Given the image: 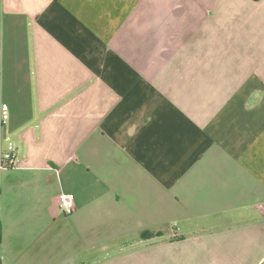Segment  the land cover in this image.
<instances>
[{"label": "crops", "instance_id": "crops-1", "mask_svg": "<svg viewBox=\"0 0 264 264\" xmlns=\"http://www.w3.org/2000/svg\"><path fill=\"white\" fill-rule=\"evenodd\" d=\"M3 103L0 264H264V0H0Z\"/></svg>", "mask_w": 264, "mask_h": 264}, {"label": "built area", "instance_id": "built-area-1", "mask_svg": "<svg viewBox=\"0 0 264 264\" xmlns=\"http://www.w3.org/2000/svg\"><path fill=\"white\" fill-rule=\"evenodd\" d=\"M9 118L10 114L8 104L3 103L1 105V124L5 125L8 123ZM17 161V146L16 144L11 143L0 158V168L16 166ZM53 202L54 205L65 215L72 214L76 209V198L75 194L72 192L60 193L59 195H56Z\"/></svg>", "mask_w": 264, "mask_h": 264}]
</instances>
